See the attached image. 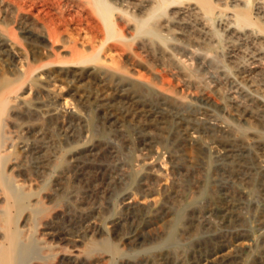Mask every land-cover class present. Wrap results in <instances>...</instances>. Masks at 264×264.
Here are the masks:
<instances>
[{
	"label": "bare ground",
	"instance_id": "6f19581e",
	"mask_svg": "<svg viewBox=\"0 0 264 264\" xmlns=\"http://www.w3.org/2000/svg\"><path fill=\"white\" fill-rule=\"evenodd\" d=\"M204 70L216 78L213 86ZM223 84L236 85L245 102L214 98L212 92ZM63 88L72 91L80 107L64 96ZM20 102L33 110L20 111ZM182 104H211L238 122L251 118L264 123V0H0V264H24L40 226L58 224L59 213L43 200L45 184L33 188L32 174L55 170L65 189L71 186L64 176L68 168L93 180L80 159L105 153V143L93 145L89 138L65 155L58 153V134L66 122L86 129L92 124L94 118H85L81 107L96 109L101 130L115 126L129 141L135 131L149 147L148 155L134 156L131 176L146 169L155 184L148 185V195L129 194L124 202L145 213L150 231L158 236L148 247V264H185L194 253L191 246L208 244L212 254L201 264H239L241 254L244 261L264 264V245L256 249L250 231L234 230L237 238L229 243L230 234L215 225L212 215L225 226L242 216L237 208L221 205V194L208 184L203 166L206 129L241 123L222 118L220 127L192 116L175 119L172 112ZM11 127L24 130L22 146L9 134ZM168 137L176 148L165 159ZM242 138H225L221 149L212 150L215 158L244 151ZM30 157L38 159L35 165H29ZM245 177L252 181L255 175ZM105 225L93 223L100 230ZM200 227L214 232L203 235ZM178 234L187 241L170 250ZM76 241L71 240L74 246ZM115 244L107 237H90L68 250L44 242L47 255L41 264L81 256L86 264H114L123 255ZM95 250L107 257L92 255Z\"/></svg>",
	"mask_w": 264,
	"mask_h": 264
},
{
	"label": "rangeland",
	"instance_id": "374dc122",
	"mask_svg": "<svg viewBox=\"0 0 264 264\" xmlns=\"http://www.w3.org/2000/svg\"><path fill=\"white\" fill-rule=\"evenodd\" d=\"M203 74L207 78L206 80L209 85L213 86L216 78L205 70ZM234 86L237 87L234 84H223L220 87L222 93L220 91L217 92L218 94L212 92V95L217 100H224L225 103L227 101L233 103L239 101V104H242L241 102L244 103L243 98L239 99V97H243L240 89H236ZM63 89L64 96L69 98L76 106L80 107L72 91ZM143 94L147 95L146 89L143 90ZM18 105L21 107L20 111L22 112L33 110L31 106L26 105L24 102H20ZM178 108L179 110H177ZM178 108L175 112H172L175 119L194 116L191 119L203 121L207 125L214 123L221 124L220 127L223 124L221 122L222 118H228V120H232L237 124L241 123L242 127L227 128L229 126L224 124L225 127L223 125L222 129L217 127L206 129L203 136H206V138L204 137L205 140L207 139L206 152L204 151V160L207 164L205 163L203 166L206 168L208 184L215 189L217 187L216 192L219 195L221 194V197H219L222 203L221 205L228 208H237L242 216L240 221L225 226L219 222L218 217L212 215L213 220L217 223L215 225L218 226V229H222L221 231L230 234L228 239L229 243L234 242L237 238L232 234L234 230L247 229L250 231V234L252 233L255 236L254 247L256 249H262L264 245V236L261 235L264 231V123L260 124L251 118H249L247 123L238 122L228 117L225 111L224 114L223 111L211 104H182ZM81 112L85 118L90 117L89 115L94 118L90 128L86 129L82 125L77 126L66 122L64 129L58 134L59 139L62 140L60 142L62 148L58 153L65 155V150H71L73 146L78 143L81 144L89 138H92L91 143L93 145L105 143L106 152L96 154L98 152L95 151L93 155L91 154L88 157L80 159L86 167H89V171L93 176L91 182L74 168L64 170V176H67L71 181V186L66 189L61 181H56L57 173L55 170L31 175L30 181L33 188L38 189L45 184V188L42 191L44 203L49 207H55L54 209L59 215L56 226L51 227L47 223L40 226L31 255L29 254L28 256L30 257L24 259V264H41L45 260L43 257H46L47 254L43 249L44 242L57 245L64 249L73 250L75 247L82 246L90 237L96 240L107 237L114 244L116 243L115 245L122 250L123 255L120 256L121 258H114V264H148L152 256V253L149 252L150 250L148 251V247L158 241V236L150 231V224L147 221L145 213L134 212L132 209L125 207L124 202L129 194L134 193L138 196L148 195V185L155 184L153 179L147 177L146 169H140L136 176H131L134 156L138 153L139 155H144L145 153V155H148L147 153L150 151L149 147L135 131L131 132L129 141L122 134V131L115 126L106 124L103 130H101L102 120L97 115L95 108L86 109L81 107ZM246 124L253 127V130L247 127ZM9 131L11 137L17 140V144L20 143V137H23L25 134L24 130L11 127ZM257 132H262V137L253 135ZM243 135L246 137L245 139ZM225 138L229 140L233 139L232 141L242 138L244 151L239 152L236 150L232 157L229 155H219V158L217 156L215 158V152L212 150L214 148L221 149L223 147L221 142L224 143L223 140ZM165 144L167 148L163 149L162 157L166 159L175 144L170 137L166 139ZM18 145L22 146L21 143ZM189 148L187 146V149ZM37 161L38 159L30 157L28 163L29 165H35ZM249 172L255 175L252 181H248L245 177V174ZM16 179L29 183V179L25 178V176H16ZM49 193L61 196L60 198L47 197L46 195H49ZM200 200L201 202H199L201 204H206V198H201ZM162 220H164V217L160 222ZM93 223L106 224L105 230L96 229L93 227ZM158 223L159 221L154 222L153 227H156ZM200 232L203 235H210L213 234L214 230L210 227H200ZM185 237L178 234L176 237L177 245L170 247V250H179L181 245L187 241ZM73 239H77L75 246L71 242ZM211 241H214V239ZM178 244H181L180 247ZM209 246L210 244L202 248L195 245L191 246L194 253L187 256L185 264H201V260L204 257L212 254V249ZM91 254L107 257L106 252L103 250H95ZM82 257L76 259L65 257L60 260L59 264H86L87 259ZM243 258H245V255L241 254L237 259L239 264L243 262L244 264H254L251 260L244 261ZM54 264H57V261ZM175 264L180 263L176 262Z\"/></svg>",
	"mask_w": 264,
	"mask_h": 264
}]
</instances>
